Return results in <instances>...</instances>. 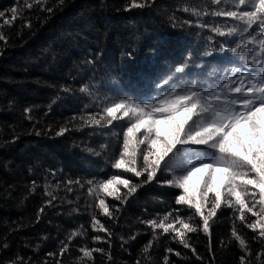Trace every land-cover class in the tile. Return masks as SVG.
Masks as SVG:
<instances>
[{"label":"trees","instance_id":"obj_1","mask_svg":"<svg viewBox=\"0 0 264 264\" xmlns=\"http://www.w3.org/2000/svg\"><path fill=\"white\" fill-rule=\"evenodd\" d=\"M44 2L54 8L51 14L34 0H27L31 8L24 0H0V11L7 13L0 18V35L7 41H0V264H9L16 257L26 264H57L60 256L48 254L58 253L61 243H67L71 233L80 231L82 225L83 234L71 242L61 264H136L137 260L141 264H163L169 247L174 249L169 257L172 264H240L242 255L247 264H264V240H254L258 231L254 233L236 219L238 208L228 207L212 219L209 234L202 230L187 234L203 259L167 236H161L143 254L153 234L141 220H159L176 209L186 222L194 217V209L175 204V197L183 190L160 183L172 178L168 170L123 204L98 187L94 194L88 191L89 180L98 186L113 175H121L134 185L146 175L136 178L123 169L111 168L119 158L122 128L82 127L81 117L91 124L92 118L86 113L100 112L95 119L106 123L102 119L106 116L104 107L121 98L155 96L156 84L185 62L190 63L188 72L177 74L174 82L198 79L201 88L211 87L219 78L216 73L247 62L246 57L241 60L231 53L204 55L222 38L215 36L217 44L213 45L210 37L214 34L199 25L225 23L222 18L204 15L214 7L210 0H154L150 7L130 11L124 10L129 0H64L62 5L57 0ZM13 7L20 9L14 20L10 11ZM171 17L179 22L175 28ZM4 19L13 22L5 25ZM184 21H192L191 26ZM253 34L259 35V29ZM235 42L238 38L228 41V46ZM129 52L133 54L131 60L126 59ZM82 85L88 87L87 92L80 91ZM64 87L70 91L64 92ZM60 127L69 131L57 137ZM36 131L42 134L37 136ZM208 152L214 158L215 150ZM69 180H79L85 186L73 184L69 192ZM45 186L58 199L37 221L38 210L49 198ZM117 189L119 196L129 190L123 185H117ZM99 199H105L115 220L103 215ZM213 200L210 194L206 207ZM112 205L120 210L115 211ZM93 214L113 232L111 247L104 232H99L104 240H92L99 230V226L97 231L90 226ZM246 216L247 222L258 218L250 213ZM191 222L202 223L199 217ZM234 223L246 240V249H241L238 242L221 246V241H229ZM134 235L136 238L131 239ZM210 238L214 254L209 251ZM84 246L102 248L105 254L85 258L79 252ZM176 251L181 256H176ZM109 252L111 260L106 255Z\"/></svg>","mask_w":264,"mask_h":264},{"label":"snow or ice","instance_id":"obj_2","mask_svg":"<svg viewBox=\"0 0 264 264\" xmlns=\"http://www.w3.org/2000/svg\"><path fill=\"white\" fill-rule=\"evenodd\" d=\"M24 2L28 8L33 7L32 4L27 3V0ZM210 2L214 7L210 13L204 15L222 18L225 23L199 25L209 28L214 34L210 37L213 45L217 44L215 36L222 38L218 46H213L204 55L211 57L218 53H231L233 57H239L241 60L246 57L247 62L243 66H233L223 74L216 73L218 80L209 88H201L198 79L188 80L187 83L183 80L180 83L174 82L177 74L183 75L188 72L190 63L185 62L175 67L171 76L156 84L155 96L121 98L104 107L103 112L106 116L102 119H106V123L95 119L100 116V112L86 113L87 117L92 118L91 124L85 117H81L84 121L82 127L105 130L122 128L123 140L119 158L111 163V168L123 169L136 178L146 175V179L134 185L132 180L121 178V175H113L101 181L98 186L96 181L89 180L87 186L90 194H94L98 187L107 196L114 197L123 204L134 198L138 190L156 181L160 173L168 170L169 174H173L172 178L160 183L182 189L183 194L175 197V204L187 205L194 209V217H199L202 222L199 225L193 224L191 221L194 217H189L186 222L179 214L180 209L165 214L159 220L157 218L141 220L140 223L149 226L153 234V239L149 240L142 250L143 254H147L148 249L161 236H167L185 249H191L192 254L198 259H203L199 257L187 234L198 233L201 230L209 234L212 219L224 207L238 208L239 215L236 219L254 233L258 231V236H253L254 240L257 238L264 240V0H232L231 4L228 0H210ZM34 3L49 14L54 11V8L46 6L44 0H34ZM57 3L62 5L64 0H57ZM152 3L154 0H129L124 10L144 9L150 7ZM184 10L188 11V9ZM10 11L14 20L20 9L13 7ZM6 15L5 11H0V18ZM170 19L172 27L175 28L179 22L175 17ZM12 22L4 19L5 25ZM183 23L191 26L192 21ZM26 26L31 28V23L26 22ZM256 29H259V35L253 34ZM234 38H238L239 42H235L234 46H228V41ZM0 41L7 42L3 35H0ZM0 55H3V51H0ZM132 58L133 54L129 52L126 59ZM193 67L199 68L201 65ZM63 91L70 90L64 87ZM80 91L87 92L88 87L82 85ZM25 111L30 112V109ZM68 131L67 127H60L55 135L60 137ZM35 134L39 136L42 133L36 131ZM117 135L119 136L120 133ZM208 149L215 150L214 158L209 154ZM89 152L92 150L89 149ZM94 154L99 155V153ZM33 184L35 191V182ZM67 184L69 192L73 191L71 187L73 184L85 186L79 180H69ZM117 185L128 188L127 194L117 195ZM210 194L214 196V200L210 207H206ZM45 195L49 198L38 210L37 221L42 218L47 208L54 206V201L58 199L47 189V186H45ZM257 206H259L258 210ZM98 207L103 209L104 216L115 220L114 213L109 210L105 199H99ZM112 207L117 212L120 210L118 205ZM246 213L258 218L254 222H247ZM169 220L172 222L169 223ZM90 226L93 231H97L99 226L92 240L94 242L104 240L105 237L99 234L104 232L111 247L113 232L101 223L95 214L91 216ZM157 229L162 232L157 233ZM83 230L82 225L80 231L71 233L67 243H61L58 253L48 255H59L61 260H58L57 264H61L63 256L70 249L71 242L83 234ZM135 238V235L131 237V239ZM233 242H238L241 249L247 247L246 240L235 223L229 241H221V246L227 247ZM209 251L213 252L211 238ZM79 252L85 258H92L94 253L105 254L102 248L91 249L87 246L81 247ZM165 252L163 264H172L169 257L174 249L169 247ZM106 255L111 260V253ZM175 255L181 256V252L176 251ZM9 264H26V262L23 258L16 257ZM136 264L141 262L137 260ZM240 264H247L243 255L240 257Z\"/></svg>","mask_w":264,"mask_h":264}]
</instances>
